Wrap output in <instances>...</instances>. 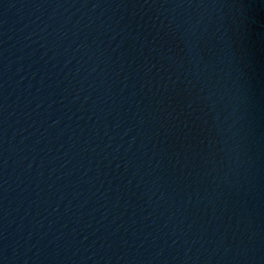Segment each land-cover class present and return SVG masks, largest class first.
I'll list each match as a JSON object with an SVG mask.
<instances>
[{
    "label": "water",
    "instance_id": "water-1",
    "mask_svg": "<svg viewBox=\"0 0 264 264\" xmlns=\"http://www.w3.org/2000/svg\"><path fill=\"white\" fill-rule=\"evenodd\" d=\"M0 264H264V0H0Z\"/></svg>",
    "mask_w": 264,
    "mask_h": 264
}]
</instances>
